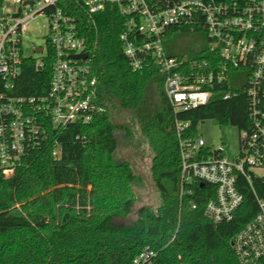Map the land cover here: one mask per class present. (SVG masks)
Listing matches in <instances>:
<instances>
[{"label": "trees", "instance_id": "1", "mask_svg": "<svg viewBox=\"0 0 264 264\" xmlns=\"http://www.w3.org/2000/svg\"><path fill=\"white\" fill-rule=\"evenodd\" d=\"M81 25L105 110L91 123L55 134L60 158L48 141L26 157L13 177H0V264H133L147 251L155 255L151 264H239L232 241L258 211L256 194L264 198V176L254 180L253 188L242 179L244 203L234 221L214 224L206 215L212 187L196 185L192 197L180 199L175 121L190 123L185 137H196L198 127L210 120L248 129L246 86L230 79L206 87L211 93L207 106L176 115L164 90L166 75L152 67L132 70L120 40L124 20L115 5L82 16ZM210 43L201 31L173 28L165 47L179 61L211 63ZM51 73V62L40 70L34 61L26 63L17 95L46 93ZM228 92L233 96L225 99ZM152 104L154 113L143 111ZM122 115L127 122L121 123ZM133 127L153 152L156 205L137 206L144 178L131 159L118 157Z\"/></svg>", "mask_w": 264, "mask_h": 264}, {"label": "built area", "instance_id": "2", "mask_svg": "<svg viewBox=\"0 0 264 264\" xmlns=\"http://www.w3.org/2000/svg\"><path fill=\"white\" fill-rule=\"evenodd\" d=\"M8 4H16L17 11ZM111 4L124 20L120 40L132 70L152 67L166 75L164 90L176 115L207 106L211 93L206 87L228 82L233 73L246 75L250 125L240 130L237 153L231 154L224 142L212 148L203 137H185L190 123L175 121L181 201L194 195L196 185H209L214 198L207 203V217L216 225L234 221L244 203L241 180L253 188L254 180L264 176V0H0V177H13L26 157L48 141L60 158L55 134L91 123L105 110L81 23L82 16L104 12ZM40 17L48 20L46 44L28 57L27 29ZM173 28L205 33L211 63L171 57L165 41ZM85 54L87 59L77 58ZM31 61L37 70L51 62L48 90L19 96L18 82ZM232 96L228 92L224 98ZM256 201V215L232 241L239 264H264V198L256 194ZM153 257L147 251L133 264H151Z\"/></svg>", "mask_w": 264, "mask_h": 264}, {"label": "rangeland", "instance_id": "3", "mask_svg": "<svg viewBox=\"0 0 264 264\" xmlns=\"http://www.w3.org/2000/svg\"><path fill=\"white\" fill-rule=\"evenodd\" d=\"M8 9L12 12L17 11L18 7L16 4H8ZM48 20L45 17L37 18L32 22L25 36V54L28 57H35L33 49L37 47H44L46 44V38L48 36ZM206 37L204 34L202 35ZM230 76L231 84L246 85V75H239L240 78H236L234 75ZM157 109L156 104L148 105L143 107L144 112H151ZM121 123L128 121L127 115L118 117ZM197 137H203L207 145L210 147L217 146L219 143L224 142L229 146L230 153L235 154L239 150L240 131L233 126H220L215 121H206L201 124L197 130ZM119 158L127 157L133 161L136 170L144 178L146 186L137 190L140 201L137 206L142 204L145 205H156L158 197L153 187L151 179L150 168L152 164L153 152L150 149L148 142L136 127H133V136L128 139L127 143L123 144L122 151L118 156Z\"/></svg>", "mask_w": 264, "mask_h": 264}, {"label": "water", "instance_id": "4", "mask_svg": "<svg viewBox=\"0 0 264 264\" xmlns=\"http://www.w3.org/2000/svg\"><path fill=\"white\" fill-rule=\"evenodd\" d=\"M37 52H39V53H42L43 52V49H39ZM87 55L85 54V55H82V56H78L77 58L78 59H83V60H85V59H87Z\"/></svg>", "mask_w": 264, "mask_h": 264}]
</instances>
